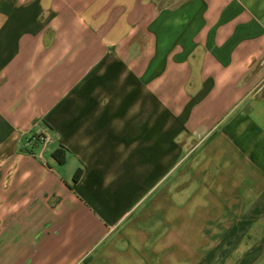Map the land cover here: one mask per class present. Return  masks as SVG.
<instances>
[{"label":"crops","instance_id":"1","mask_svg":"<svg viewBox=\"0 0 264 264\" xmlns=\"http://www.w3.org/2000/svg\"><path fill=\"white\" fill-rule=\"evenodd\" d=\"M162 1L0 0V264H264V0Z\"/></svg>","mask_w":264,"mask_h":264},{"label":"trees","instance_id":"2","mask_svg":"<svg viewBox=\"0 0 264 264\" xmlns=\"http://www.w3.org/2000/svg\"><path fill=\"white\" fill-rule=\"evenodd\" d=\"M54 157L59 161V162H64L65 157H64V152L62 150H56L54 152ZM80 178V171H77V173L74 176V182H77L78 179Z\"/></svg>","mask_w":264,"mask_h":264},{"label":"rangeland","instance_id":"3","mask_svg":"<svg viewBox=\"0 0 264 264\" xmlns=\"http://www.w3.org/2000/svg\"><path fill=\"white\" fill-rule=\"evenodd\" d=\"M174 2H176L175 0H163L162 1V4H173ZM200 145V144H199ZM193 146V150L196 146H198V144H192V145H189V149ZM226 242V240H220V243H221V247H222V244H224Z\"/></svg>","mask_w":264,"mask_h":264},{"label":"built area","instance_id":"4","mask_svg":"<svg viewBox=\"0 0 264 264\" xmlns=\"http://www.w3.org/2000/svg\"><path fill=\"white\" fill-rule=\"evenodd\" d=\"M36 142H40L42 145H47L49 143V138L47 136H39L34 139Z\"/></svg>","mask_w":264,"mask_h":264}]
</instances>
